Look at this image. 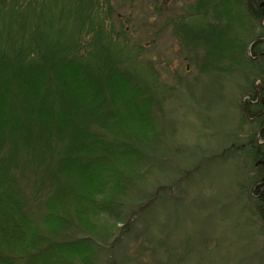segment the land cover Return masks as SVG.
I'll list each match as a JSON object with an SVG mask.
<instances>
[{
	"label": "trees",
	"instance_id": "trees-1",
	"mask_svg": "<svg viewBox=\"0 0 264 264\" xmlns=\"http://www.w3.org/2000/svg\"><path fill=\"white\" fill-rule=\"evenodd\" d=\"M114 1L0 0V264H97L101 255L115 264L141 209L177 198L187 174L152 179L170 169L155 109L175 95L144 61L158 16L165 24L156 38L174 29L184 50L204 53L202 74L249 75L252 101L242 112L260 120L264 141V0H195L175 18L153 0L154 18L139 23L129 16L145 0H120L130 5L126 24ZM262 170L251 187L264 186ZM258 192L247 198L264 236ZM147 237L137 250L170 253ZM185 254L170 261L186 264Z\"/></svg>",
	"mask_w": 264,
	"mask_h": 264
},
{
	"label": "rangeland",
	"instance_id": "rangeland-1",
	"mask_svg": "<svg viewBox=\"0 0 264 264\" xmlns=\"http://www.w3.org/2000/svg\"><path fill=\"white\" fill-rule=\"evenodd\" d=\"M152 1L139 2L131 10L130 20L139 23L143 18H154L148 8ZM194 1L159 3L165 14L176 17L189 13ZM113 5L115 17L126 24L123 16L130 5L122 7L120 0ZM155 20L147 32L157 42L153 47L146 46L144 61H151L162 86L173 88L175 95L155 109L157 128L163 132L165 142L161 155H166L170 169H163L164 165L154 171L152 179L169 182L184 174L188 179L180 180L182 186L177 189L176 199L156 200L150 211L148 206L141 209L134 233L125 236L114 256L115 264H175L170 261L173 253H186V264H264L263 225L247 198V193L256 189L259 194L264 192L259 183L251 187L257 178L256 168L264 167V159H258L253 150L254 135H258L261 147L264 141L260 120L247 121L242 112L243 104L252 101L244 91L249 87V75L243 76L239 70L227 75L202 74L197 61H203L204 53L199 52L197 59L194 52L184 50L171 28L156 38L165 17ZM194 22L201 24L200 19ZM191 32L198 34L200 30ZM262 84L260 79L254 82L256 87ZM146 233L147 245L155 247L159 241L154 244L151 239L161 240L158 244L169 246L170 253L137 250ZM97 264H108L107 257L101 255Z\"/></svg>",
	"mask_w": 264,
	"mask_h": 264
}]
</instances>
